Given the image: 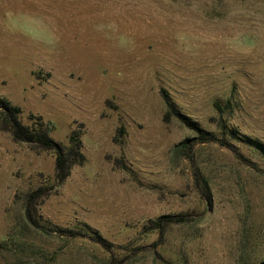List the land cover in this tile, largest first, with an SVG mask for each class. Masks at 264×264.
<instances>
[{"label":"rangeland","instance_id":"rangeland-1","mask_svg":"<svg viewBox=\"0 0 264 264\" xmlns=\"http://www.w3.org/2000/svg\"><path fill=\"white\" fill-rule=\"evenodd\" d=\"M0 98L85 157L0 132V264H263L264 0H0Z\"/></svg>","mask_w":264,"mask_h":264},{"label":"trees","instance_id":"trees-1","mask_svg":"<svg viewBox=\"0 0 264 264\" xmlns=\"http://www.w3.org/2000/svg\"><path fill=\"white\" fill-rule=\"evenodd\" d=\"M165 105L172 109L167 96L163 97ZM20 111L18 108L11 106L0 98V132L10 135L14 143H24L29 145L33 150L51 151L55 155L54 164V181L56 184L63 183L70 175V169L74 165H80L84 162L82 153L81 137L76 132H72L68 139V145L64 146L54 141L49 136V128L43 122H39L38 127L30 128L24 126L18 116ZM51 189L39 187L30 192L25 198V216L32 224V212L35 208L37 200L44 198L49 194ZM172 217L164 216L158 220V228L166 223L172 222Z\"/></svg>","mask_w":264,"mask_h":264},{"label":"water","instance_id":"water-1","mask_svg":"<svg viewBox=\"0 0 264 264\" xmlns=\"http://www.w3.org/2000/svg\"><path fill=\"white\" fill-rule=\"evenodd\" d=\"M263 264H264V262H263Z\"/></svg>","mask_w":264,"mask_h":264}]
</instances>
